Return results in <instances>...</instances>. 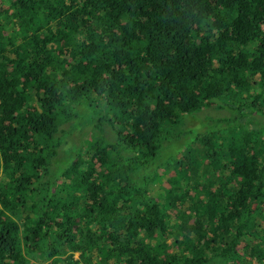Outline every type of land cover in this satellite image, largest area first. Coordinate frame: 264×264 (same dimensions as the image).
<instances>
[{"label":"trees","instance_id":"1","mask_svg":"<svg viewBox=\"0 0 264 264\" xmlns=\"http://www.w3.org/2000/svg\"><path fill=\"white\" fill-rule=\"evenodd\" d=\"M0 2V264H78L60 257L82 247L96 264H264L238 251L264 218V0ZM95 116L111 138L74 148ZM63 125L74 149L44 182Z\"/></svg>","mask_w":264,"mask_h":264},{"label":"rangeland","instance_id":"2","mask_svg":"<svg viewBox=\"0 0 264 264\" xmlns=\"http://www.w3.org/2000/svg\"><path fill=\"white\" fill-rule=\"evenodd\" d=\"M32 3H28V4H25V11L26 9H29L30 7H32L33 5V2L35 0H31ZM3 9H7V6L0 2V10H3ZM1 12V11H0ZM1 21H3V19L0 18ZM17 28L15 27V30ZM12 42H14L16 45L17 44V41L16 39L14 38V36H12ZM67 49V53L65 54H62L61 58L64 59L65 61V64H67L68 62H72V55L71 53L69 52L68 48L66 47ZM4 50V49H3ZM95 62V61H94ZM67 67V66H66ZM85 75V78H90L91 74H84ZM103 76H107V74H103ZM252 90H254L255 92H260V89L259 88H254L251 89L250 93L252 92ZM109 107V105H108ZM202 112V111H200ZM101 113V112H100ZM103 115H107V117L109 118L110 117V114L108 112H102ZM256 114L258 115L260 121H259V126H263L264 127V116H261L259 113L256 112ZM116 115L118 116V119H119V122L120 124L122 125L123 124V116L121 113L119 112H116ZM96 117V121L94 123V127L95 129L93 128H88V126L82 131V138H83V143L82 141L79 142L74 148L76 147H84L86 146L89 142H94V140L98 141H101L102 142V139H110L111 138V134L112 132L108 133H105L104 131L106 130L105 128L102 129L101 125L98 123L97 121V116ZM261 122V123H260ZM119 125L116 124V127L123 133H127L126 129L121 127ZM61 128L58 129V134L55 136V138H57L59 140V142H61V145L59 147V151L57 152V155L52 157V163H51V168H50V171H54V172H50L49 176L48 177H43V180L42 181H46L48 182V179L50 176H52L54 179H56L58 177V173L60 170H62L64 168V166L69 162L68 161V158H69V155H70V152L74 149H70L67 144L68 142H75L76 141V135L75 133H73L72 131H69L68 128H64V125L63 126H60ZM179 128V125H175V126H172L171 129L170 128H167V131L168 133H171L170 130H176ZM263 137H264V134H263ZM84 140H87V141H84ZM117 157L119 158H123L125 156L128 155V152H126V150L123 148L121 149L120 151H118L116 154H115ZM179 158V157H178ZM185 160V158H184ZM86 162V161H85ZM84 163V162H83ZM171 164H173V166L175 167V169H177L178 171L180 170L181 172H184V173H187L189 174V172H191V168H192V164H186L187 168H180L179 169L176 167L175 163L174 162H170ZM61 168V169H58V168ZM99 172H103V174H106V170L104 169H101V167H99L98 169ZM170 174V171L166 170V169H163L162 171H160V175L162 176V181L160 182L161 185H163L165 188L168 186H170L169 182H168V179L167 177L169 176ZM196 176H197V173L195 172ZM195 174L191 177L192 181L195 179ZM167 176V177H164ZM60 181L61 182H65L66 184L70 183L69 182V178L65 177V176H62L60 177ZM193 182H196V181H193ZM155 185V184H154ZM153 196H151L152 198H156L155 193L157 192V188L154 187L153 190ZM194 194H196L194 192ZM83 198V197H82ZM81 198V199H82ZM193 198H197V195ZM80 202V201H79ZM164 205L162 204L161 205V209H164ZM261 213L264 215V209L261 211ZM15 216H19L18 214H15ZM256 220L258 222L261 223V228L256 224V223H251V235L249 236H246L243 240L241 239V243L240 245L238 246V251H240L242 249V246L244 243H248L250 244V246H253L254 244H256L257 246V249H263L264 250V218H261V217H256ZM251 221V220H250ZM76 224L74 225L76 231L74 233L78 234L81 230V228H84L83 225L85 222V220H82L80 218H76L75 220ZM21 224V222H19L18 226ZM193 224V221H189V225ZM234 230L232 229L231 230V236L234 234ZM139 234L143 237V239L150 243L151 247H155V246H158L157 243L160 241V238L157 236V235H154L152 237H146V235L144 234V232H139ZM227 238V237H226ZM171 241H172V238L169 237L168 240H166V246H167V253H171L172 251H176V249L174 248V246L171 245ZM227 241H228V238H227ZM211 242V241H210ZM24 244L25 242H23V245H22V253L26 256L27 252L25 251V248H24ZM71 255L72 259L77 261L78 264H96L98 261V258L96 257L95 254L91 253V251L87 248H81L80 250L78 251H71V250H67L64 255L60 258H62L61 260H66V256H69ZM164 256V255H162ZM264 261V257L262 256L261 257ZM55 258L51 257V258H47L46 260L44 259V262L43 263L42 261H40L39 263H36V264H52L53 263V260ZM238 261H245L244 258L241 257V260H238ZM29 262H33V260L29 259ZM60 262V261H59ZM241 262H238L237 264H242ZM60 264H65V263H62L60 262ZM256 264V262L254 263Z\"/></svg>","mask_w":264,"mask_h":264},{"label":"clouds","instance_id":"3","mask_svg":"<svg viewBox=\"0 0 264 264\" xmlns=\"http://www.w3.org/2000/svg\"><path fill=\"white\" fill-rule=\"evenodd\" d=\"M27 153L33 154V150H31L30 152H27ZM256 217H257L256 214H254V215L251 216V223L252 224L253 223H256L261 228V223L256 220ZM258 217H260V216H258ZM261 218H263V217H261ZM80 219L82 220V218H80ZM263 240H264V238H263Z\"/></svg>","mask_w":264,"mask_h":264},{"label":"bare ground","instance_id":"4","mask_svg":"<svg viewBox=\"0 0 264 264\" xmlns=\"http://www.w3.org/2000/svg\"><path fill=\"white\" fill-rule=\"evenodd\" d=\"M67 162H68V161H67ZM66 165H67V164H66ZM66 165H65V166H66ZM65 166H64V167H65Z\"/></svg>","mask_w":264,"mask_h":264}]
</instances>
